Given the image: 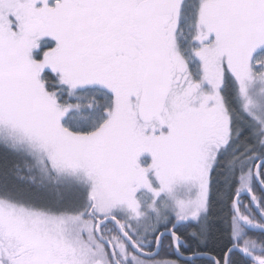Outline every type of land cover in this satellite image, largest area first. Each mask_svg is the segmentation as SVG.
<instances>
[{
  "label": "snow or ice",
  "instance_id": "snow-or-ice-1",
  "mask_svg": "<svg viewBox=\"0 0 264 264\" xmlns=\"http://www.w3.org/2000/svg\"><path fill=\"white\" fill-rule=\"evenodd\" d=\"M256 79L264 0H0V146L86 188L74 212L0 193V264H264V107L224 94Z\"/></svg>",
  "mask_w": 264,
  "mask_h": 264
},
{
  "label": "rangeland",
  "instance_id": "rangeland-1",
  "mask_svg": "<svg viewBox=\"0 0 264 264\" xmlns=\"http://www.w3.org/2000/svg\"><path fill=\"white\" fill-rule=\"evenodd\" d=\"M234 85L241 104L250 100L264 107V79L252 81L248 84L244 94L240 93L237 84L234 83ZM3 155L10 158L15 157L17 159L15 162L20 164L19 167L26 176L19 178V176H15L14 174L11 181H8L6 177H2L0 181V193L7 192L12 199L37 208L50 207L61 209L66 206L80 208L85 205L86 188L71 184L78 178L66 176L62 182H54V178L51 175L45 176L33 164V161L23 154L7 148ZM177 195L184 197L188 195V191L185 187L181 186L177 190Z\"/></svg>",
  "mask_w": 264,
  "mask_h": 264
},
{
  "label": "trees",
  "instance_id": "trees-1",
  "mask_svg": "<svg viewBox=\"0 0 264 264\" xmlns=\"http://www.w3.org/2000/svg\"><path fill=\"white\" fill-rule=\"evenodd\" d=\"M192 15H184L181 14V27L184 30V36H179L181 43H183L184 38L188 35V27L192 23ZM179 35V34H178ZM195 70V69H194ZM224 94L226 98L231 103L235 101L237 106L241 104L237 90L235 89V85L231 80L226 81ZM235 141L232 144H229L227 148L221 153V159L224 158L227 154H229L234 145ZM6 147L0 146V181L2 177H6L8 181L13 179V175L19 176V178L25 177V173L19 167L20 164L15 162L17 159L7 157L3 155ZM4 160V161H3ZM225 173L220 171L219 165L217 169L213 173V182H212V198L211 204L209 209V216H210V226H211V233L208 239L207 249L208 251L215 252L219 254L222 252L225 247L230 243L228 236H227V226L224 223V220L227 216L231 215V209L229 207L228 201L231 198L232 188L228 184L227 180L224 178ZM234 184V181L232 182ZM254 191H256L262 198H264V193L260 190L257 184L253 185ZM220 191H224L226 193V199L219 200L216 198V194ZM247 197H243L242 200L247 201ZM242 211H246L241 205ZM254 211V209H253ZM202 264H211V261L208 259H202ZM200 264V263H199Z\"/></svg>",
  "mask_w": 264,
  "mask_h": 264
},
{
  "label": "flooded vegetation",
  "instance_id": "flooded-vegetation-1",
  "mask_svg": "<svg viewBox=\"0 0 264 264\" xmlns=\"http://www.w3.org/2000/svg\"><path fill=\"white\" fill-rule=\"evenodd\" d=\"M258 185V184H257ZM243 198V197H241ZM84 207V206H82ZM82 207L78 208V207H62L61 209H56V208H50V207H45L42 209H47V210H52V211H70V212H74V211H78L79 209H81ZM255 211V210H254ZM163 227V226H162ZM205 259V258H204ZM200 264H202V261H199Z\"/></svg>",
  "mask_w": 264,
  "mask_h": 264
},
{
  "label": "water",
  "instance_id": "water-1",
  "mask_svg": "<svg viewBox=\"0 0 264 264\" xmlns=\"http://www.w3.org/2000/svg\"><path fill=\"white\" fill-rule=\"evenodd\" d=\"M259 186V185H258ZM261 190V189H260ZM263 193H264V190H261ZM242 197H247V195L246 194H242ZM255 210V209H254ZM205 259H207V258H205ZM209 260V259H208Z\"/></svg>",
  "mask_w": 264,
  "mask_h": 264
}]
</instances>
